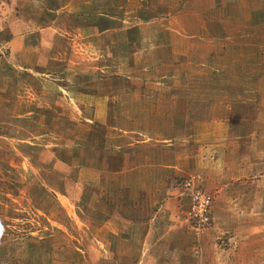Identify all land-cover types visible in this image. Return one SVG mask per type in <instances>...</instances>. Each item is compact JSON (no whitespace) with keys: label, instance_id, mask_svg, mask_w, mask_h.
Wrapping results in <instances>:
<instances>
[{"label":"rangeland","instance_id":"1","mask_svg":"<svg viewBox=\"0 0 264 264\" xmlns=\"http://www.w3.org/2000/svg\"><path fill=\"white\" fill-rule=\"evenodd\" d=\"M30 1L0 0V79L14 60L4 36L20 7ZM145 2L120 0L117 14L129 26L134 15L156 16L158 8L174 15V0ZM177 3L188 16L180 20L182 33L200 52L196 61L177 59L176 66L169 61L162 69L168 75L160 91L168 100L162 103L172 110L174 123L160 137L126 135L118 140L123 147L112 153L108 146L115 139L109 128L68 126L61 119L53 124L49 145L42 119L32 127V117L17 118L14 103H8L16 87L4 88L0 80V264H264V0ZM86 6L80 0H39L24 12L35 25L58 18L56 28L62 29L71 23L60 15H78ZM210 16L215 19L202 22ZM162 25L178 30L179 24ZM163 39L169 43L168 34ZM59 44L52 58L77 60L76 53ZM107 74L103 78L111 77ZM22 120H29V126ZM158 138H163L159 146L154 145ZM145 140L148 148L135 143ZM145 152L158 157L150 166L162 179L157 184L133 180L120 185L111 177L96 183L84 175V170L126 168L123 157ZM158 164L163 167L157 169ZM198 195L210 198L202 218L192 211ZM162 204L176 209L174 245L169 239L148 244L151 235L144 225L128 236L118 221L128 213L136 220L152 218ZM171 235L172 230L162 234ZM167 248L180 256L174 260Z\"/></svg>","mask_w":264,"mask_h":264},{"label":"crops","instance_id":"2","mask_svg":"<svg viewBox=\"0 0 264 264\" xmlns=\"http://www.w3.org/2000/svg\"><path fill=\"white\" fill-rule=\"evenodd\" d=\"M140 1L147 3V0ZM177 1L174 0L172 3L175 8L174 15L162 14L163 9L158 8L156 16L141 19L134 15L130 19L134 23L129 26L126 25L125 19L122 20L117 14L118 8L115 6L120 4V0H80L88 6L78 15L68 13H64V16L60 15L71 23L70 27L62 26V29L56 28L59 25L56 23L58 18L56 22L51 21L50 23L48 20L47 23H36L35 25L34 18L27 17L28 13L24 10L28 8L32 10L33 7H30V4L39 2V0L26 2L15 16L16 23L11 27L8 26V36L6 34L4 36V42L14 60L10 62L11 70L7 76L0 79L4 88H8L11 83L16 87L14 94L8 95L10 96L8 103H14V109L18 111L15 114L16 117H32V127L41 124L40 119H42L44 127L41 130L45 129L44 133L48 134L49 145L52 143L50 135L53 134L50 132L52 133L53 124H57L61 119L62 123L68 126L77 123L90 127L95 125L109 128L115 139L108 146L112 153L118 152L120 147H123L119 145L118 140L127 137L126 135L129 138L130 135L147 136L148 133H153L160 137L165 132H170L174 123L170 118L174 116L172 110H168L162 103L168 100L165 90L164 93L160 92L163 91L161 87L166 84L168 77L167 70L162 69L168 68L165 63L169 61L172 62V67L176 66H173V63H176L177 59L180 61L188 58V60L196 61L195 55L197 56L199 51L194 46V42H188L187 32L182 33L184 29L181 27V21L183 17L186 19L188 16H183L184 13L182 14L183 11ZM47 2L49 3L50 0ZM100 3L103 6L109 5V7L103 9ZM64 8L61 11H64ZM136 18L140 19L139 24L135 21ZM201 19L202 22H206L215 18L210 16L209 20ZM165 22L169 25L178 23V30L176 26L173 28L162 25ZM212 24L211 31L217 30L215 22ZM183 25L187 26L186 20ZM208 29L207 26L205 31ZM167 34L168 44L163 39L167 37ZM209 35L214 36L212 33ZM59 42L64 43L65 47H69L70 51L76 53L77 60H75L76 57L63 61L52 58V55L59 51V45H61ZM166 52L169 53L168 57H164ZM121 53L124 56L120 57ZM110 58L112 60H109ZM87 62L89 64H86ZM102 62L105 64H101ZM86 70L90 72L86 74ZM69 72L72 76L68 75ZM104 73H108L107 75L111 77L103 78ZM66 75H68L67 78H65ZM120 84H123L122 87ZM178 115L179 113L175 117ZM126 121L128 124H125ZM20 123L29 126V120L26 122L22 120ZM30 135L32 140L39 138L36 133H30ZM154 140V145L159 146L160 142L163 143V138ZM147 141L135 143H141V146L148 148ZM105 145L106 143H104V148H106ZM126 146L128 148L131 144L128 143ZM103 150L100 149V153ZM145 154L148 155L145 156ZM142 155H139L140 157L134 154L131 156L129 153L123 157L121 166L127 165L126 168L120 167L118 170L112 169L107 172L84 170L86 173L84 175L87 180L92 177L96 183L101 181L102 177L105 179L111 177L120 185L133 180L144 181L150 185L151 183L157 184V181L160 182L162 179L155 171H151L154 167L150 166L155 165L152 160L157 161L158 157L151 155L150 152ZM148 161L151 163H147ZM139 163L144 165L139 167ZM161 166L158 164L157 169H161ZM168 166L169 168L174 167ZM175 212L174 207L162 204L153 212L152 218L136 220L128 213V215L121 216V219L118 218V221L122 222L121 226L125 227L128 236H131V233L136 234L140 225H144V230H148L146 235H151L150 239L146 238V242L149 241L148 244L154 246L158 240L160 243V241L169 239L170 244L174 245L175 226L172 223L175 221ZM117 213H123V211L117 210ZM117 228L119 229V226ZM171 230L170 238L162 236L163 232ZM165 251L168 254L172 253L171 257L173 256L174 260L180 256V253L173 248H167ZM160 262L161 259H159Z\"/></svg>","mask_w":264,"mask_h":264},{"label":"built area","instance_id":"3","mask_svg":"<svg viewBox=\"0 0 264 264\" xmlns=\"http://www.w3.org/2000/svg\"><path fill=\"white\" fill-rule=\"evenodd\" d=\"M210 204V198L205 195L195 196L192 205V211L194 216H199L200 218L205 216V213L208 211Z\"/></svg>","mask_w":264,"mask_h":264}]
</instances>
